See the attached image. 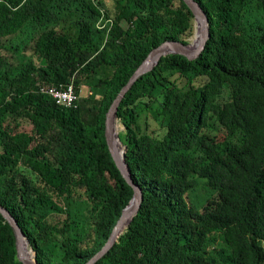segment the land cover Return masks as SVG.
<instances>
[{
  "label": "trees",
  "instance_id": "obj_1",
  "mask_svg": "<svg viewBox=\"0 0 264 264\" xmlns=\"http://www.w3.org/2000/svg\"><path fill=\"white\" fill-rule=\"evenodd\" d=\"M104 1L0 0V208L38 264H85L106 244L134 191L105 113L153 48L193 32L182 0ZM195 1L202 53L162 58L117 108L143 199L94 264H264V0ZM70 82L75 107L39 91ZM0 264H23L1 216Z\"/></svg>",
  "mask_w": 264,
  "mask_h": 264
},
{
  "label": "water",
  "instance_id": "obj_2",
  "mask_svg": "<svg viewBox=\"0 0 264 264\" xmlns=\"http://www.w3.org/2000/svg\"><path fill=\"white\" fill-rule=\"evenodd\" d=\"M187 8L191 11L193 15V34L195 42H188L183 44L179 41H165L153 48L141 62V64L136 68L133 74L130 76L126 84L121 88L107 112L105 113L104 119V139L107 145L109 154L120 172L123 180L131 186L134 191L133 197L128 204V206L122 211V215L118 220L116 226L114 227L108 241L103 246V248L94 254L85 264H94L101 257H103L117 242L118 238L126 231L130 222L137 214L142 199L143 192L141 187L132 179L129 168L125 163V146L119 138V132H116V124L119 121L116 114L117 108L125 95V93L132 87V85L141 76L151 72L159 63V61L168 55H180L185 57L187 60H195L203 51L205 44L209 38V24L208 19L200 7V5L195 0H182ZM123 126V125H122ZM0 216L8 223L14 233L15 237V247L17 249L18 259L23 264H38L35 257V252L31 249L34 256L31 257L27 253L24 243L29 245L26 238L18 228L17 224L13 218L3 209L0 208Z\"/></svg>",
  "mask_w": 264,
  "mask_h": 264
},
{
  "label": "built area",
  "instance_id": "obj_3",
  "mask_svg": "<svg viewBox=\"0 0 264 264\" xmlns=\"http://www.w3.org/2000/svg\"><path fill=\"white\" fill-rule=\"evenodd\" d=\"M39 91L42 94L49 96L57 105L65 108L75 107L76 105L77 96L74 93V86L72 82L59 87L43 86L40 87Z\"/></svg>",
  "mask_w": 264,
  "mask_h": 264
},
{
  "label": "rangeland",
  "instance_id": "obj_4",
  "mask_svg": "<svg viewBox=\"0 0 264 264\" xmlns=\"http://www.w3.org/2000/svg\"><path fill=\"white\" fill-rule=\"evenodd\" d=\"M104 2H105V4H106L108 7H111L112 4H113L112 0H105ZM192 34H193V32H192ZM192 34H191V36L187 39L189 43H190V40H191V38H192ZM88 94H89L88 88H85V87H84V88L81 89V91H80V96H81V97L87 96ZM118 124H119V129H120V130H119V133H121V132L124 131V128H123V126H122V124H121L120 121H118ZM203 193H204L203 186H202L201 181H199V187H198V189H197V190L191 195V199H192V200H196V197L202 196Z\"/></svg>",
  "mask_w": 264,
  "mask_h": 264
},
{
  "label": "bare ground",
  "instance_id": "obj_5",
  "mask_svg": "<svg viewBox=\"0 0 264 264\" xmlns=\"http://www.w3.org/2000/svg\"><path fill=\"white\" fill-rule=\"evenodd\" d=\"M195 42V41H194ZM118 133V132H117ZM24 246H25V248H26V251H27V253L28 254H30V252H29V250H28V246H27V244L26 243H24ZM30 250H31V248H30ZM31 253H32V255L30 254V256L31 257H33L34 256V254H33V252L31 251Z\"/></svg>",
  "mask_w": 264,
  "mask_h": 264
}]
</instances>
